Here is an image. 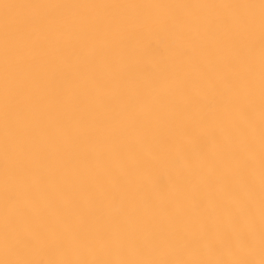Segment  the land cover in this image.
Wrapping results in <instances>:
<instances>
[{"label": "bare ground", "instance_id": "obj_1", "mask_svg": "<svg viewBox=\"0 0 264 264\" xmlns=\"http://www.w3.org/2000/svg\"><path fill=\"white\" fill-rule=\"evenodd\" d=\"M0 264H264V0H0Z\"/></svg>", "mask_w": 264, "mask_h": 264}]
</instances>
